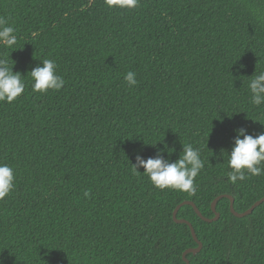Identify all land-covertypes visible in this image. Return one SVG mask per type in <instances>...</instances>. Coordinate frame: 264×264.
I'll use <instances>...</instances> for the list:
<instances>
[{
    "label": "trees",
    "instance_id": "obj_1",
    "mask_svg": "<svg viewBox=\"0 0 264 264\" xmlns=\"http://www.w3.org/2000/svg\"><path fill=\"white\" fill-rule=\"evenodd\" d=\"M0 17L17 35V49L0 55L25 82L0 102V163L15 176L0 200V264H186L198 243L173 219L179 203L213 217L219 194L237 211L264 196V174L233 184L219 156L235 129L264 132V104H252L247 86L264 71V0H139L131 10L0 0ZM43 59L56 62L61 90L32 91L27 73ZM183 144L204 161L194 195L133 170L137 154L167 145L175 161ZM216 210L211 222L191 204L177 212L202 242L190 264H264V201L243 217L227 197Z\"/></svg>",
    "mask_w": 264,
    "mask_h": 264
},
{
    "label": "clouds",
    "instance_id": "obj_2",
    "mask_svg": "<svg viewBox=\"0 0 264 264\" xmlns=\"http://www.w3.org/2000/svg\"><path fill=\"white\" fill-rule=\"evenodd\" d=\"M108 8L135 9L139 0H104ZM35 35V34H34ZM17 35L15 29L7 23L6 18L0 17V47L17 49ZM243 67V66H241ZM56 62L52 59H43L42 66L32 68L27 75L31 78L33 92L46 93L48 90L59 91L65 86V80L57 74ZM124 80L129 87L135 86L138 81L136 73L129 70ZM251 93V102L256 106L264 104V71L253 76L247 84ZM25 90V82L20 72L13 71V65L9 66V57L0 55V102L11 103ZM256 121L261 122L259 119ZM264 124V123H262ZM234 142L231 151L221 149L219 156L224 159L227 153V164L231 171L228 173V181L235 184L238 180L243 181L247 175L264 174V132L257 136L247 133L243 127L234 130ZM150 144V143H146ZM150 145L156 146V143ZM174 151L165 145L164 148H156V155L144 158L137 154L133 164L135 172L143 168V173L150 182L159 189L170 188L189 195H194L196 186L195 178L204 167L199 149L191 144H183L182 152L175 161L165 158ZM14 170L8 164L0 163V200H3L14 188ZM89 193L85 192V196Z\"/></svg>",
    "mask_w": 264,
    "mask_h": 264
},
{
    "label": "water",
    "instance_id": "obj_3",
    "mask_svg": "<svg viewBox=\"0 0 264 264\" xmlns=\"http://www.w3.org/2000/svg\"><path fill=\"white\" fill-rule=\"evenodd\" d=\"M222 197H227L230 199V209H231V212L235 215V216H238V217H243L247 214H250L255 207H257L258 205H260L263 201H264V196H262L261 198L257 199L249 208L243 210V211H237L234 207V197L231 195V194H228V193H222V194H219L218 196H216L214 198V200L212 201V210L214 211V216L213 217H206L204 216L201 211L199 210V208L196 206V204L191 201V200H184L182 201L181 203H179L174 211H173V219L176 221V222H179V223H186L188 224V226L190 227V230H191V233L194 237V239L196 240V242L198 243V245L196 247H190L188 249H186L184 252H183V259L184 261L186 262V264H190V261L189 259L186 257V254L187 253H197L201 248H202V242L199 240V238L197 237L196 235V232H195V229L194 227L192 226V223L190 221H188L187 219L185 218H177V212L179 210V208L184 205V204H191L196 213L201 217L203 218L204 220L206 221H215V220H218L219 217H220V213L216 210V204H217V201L222 198ZM165 264V263H164Z\"/></svg>",
    "mask_w": 264,
    "mask_h": 264
}]
</instances>
